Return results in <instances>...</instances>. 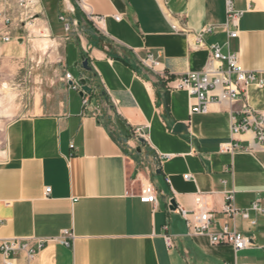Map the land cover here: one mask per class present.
<instances>
[{
  "label": "crops",
  "instance_id": "crops-1",
  "mask_svg": "<svg viewBox=\"0 0 264 264\" xmlns=\"http://www.w3.org/2000/svg\"><path fill=\"white\" fill-rule=\"evenodd\" d=\"M226 1L87 0L100 21L76 0L36 1L39 33L62 42L65 71L88 78L91 91L84 105L65 83L55 110L38 97L33 112L0 127V239L42 241L31 264H264V214L232 220L221 211L226 191L239 209L257 197L264 205V144L252 126L232 133L244 119L240 100L191 112L189 92L171 88L176 77L205 69L217 46L255 73L245 103L264 111V0H231L241 12L234 23ZM52 8L54 19L46 15ZM0 29L20 38L15 26ZM17 47L5 42L0 53ZM147 54L153 69L142 63ZM176 122L184 132L172 131ZM147 183L155 204L138 196ZM197 194L213 211L212 231L227 223L251 244L236 251L191 234L179 210H192ZM15 264H27L24 254Z\"/></svg>",
  "mask_w": 264,
  "mask_h": 264
},
{
  "label": "built area",
  "instance_id": "built-area-1",
  "mask_svg": "<svg viewBox=\"0 0 264 264\" xmlns=\"http://www.w3.org/2000/svg\"><path fill=\"white\" fill-rule=\"evenodd\" d=\"M37 0H0V19L4 27L15 26L27 32V36L31 35L29 29L35 26V19L38 16L36 10ZM79 7H81L87 16L92 20H101L100 16H92V13L85 9L87 0H76ZM228 15L234 23L240 11L232 10L231 0L226 1ZM62 20L64 16H59ZM118 19V17H116ZM69 28V23H66L65 29ZM236 32L230 33V37H235ZM3 42H10L13 40L12 36L5 32L2 36ZM211 63L201 71L186 72L181 76L172 80L171 88L186 89L193 101L191 103V112L206 111L207 102L212 100H227L230 102L240 100L242 105L240 111L244 115L242 122H234L232 124V133H237L239 130H246L252 126V132L258 143L264 144V111H255L245 103L246 86L256 81L254 72L245 71L234 53L224 54L219 47L212 46ZM144 63L149 68L153 69L155 60L151 54H147L143 59ZM66 83L71 89L81 91V84L72 78L71 74L67 72L64 75ZM8 83V82H7ZM4 86V82L0 87ZM82 104H86L88 96L85 91L82 92ZM232 145H223L222 150L231 149ZM187 179V174L183 176ZM50 187H46L45 193L50 192ZM140 201L143 203L155 204L157 201L156 193L153 185L147 183L144 185L139 193ZM263 197H257L250 204L248 208H237L234 205V195L232 191H226L224 194V204L222 212L228 218L234 220L239 215L245 219H249V211L264 214V205L261 203ZM179 212L184 216L186 225L191 234H207L210 242L218 244H231L234 249L242 250L251 244L249 239L242 233L235 229H230L227 223L223 224L220 231H212V217L213 211L208 207L206 197L202 194L195 195L194 207L192 210L186 211L180 208ZM251 225L255 224L254 220H249ZM165 228V226H164ZM65 235H70L67 231ZM164 241L167 246H173L172 237L165 233ZM42 248V241L38 240L36 246L32 247L26 240L12 237L11 239H0V250L3 259L0 264H15L18 256L24 254L27 264L34 259L38 251Z\"/></svg>",
  "mask_w": 264,
  "mask_h": 264
},
{
  "label": "rangeland",
  "instance_id": "rangeland-1",
  "mask_svg": "<svg viewBox=\"0 0 264 264\" xmlns=\"http://www.w3.org/2000/svg\"><path fill=\"white\" fill-rule=\"evenodd\" d=\"M46 15L54 19L56 11L48 9ZM21 30L22 43L18 44L17 39L11 41L18 46L15 52L0 53V85L6 83L5 88L0 87V127L12 118L33 112L35 98L39 97L44 108L53 111L65 94L64 75L68 71L63 63L62 42L53 38L46 40L38 24L29 29V36ZM3 44L0 35V45ZM68 67L75 74V63L71 59H68Z\"/></svg>",
  "mask_w": 264,
  "mask_h": 264
},
{
  "label": "water",
  "instance_id": "water-1",
  "mask_svg": "<svg viewBox=\"0 0 264 264\" xmlns=\"http://www.w3.org/2000/svg\"><path fill=\"white\" fill-rule=\"evenodd\" d=\"M23 38L20 37L17 39V43L20 44L22 43ZM82 66L84 69L89 70L90 67L88 66V62L86 59L82 60ZM89 79L86 77H83L82 79L79 80V83L81 84V91H79L78 93L80 94V96L83 95V91H85V93H90L91 91V87L88 85ZM173 132H184L185 131V125L181 122H176L175 126L172 129ZM170 209H175L176 205H175V201L171 200L170 201Z\"/></svg>",
  "mask_w": 264,
  "mask_h": 264
},
{
  "label": "bare ground",
  "instance_id": "bare-ground-1",
  "mask_svg": "<svg viewBox=\"0 0 264 264\" xmlns=\"http://www.w3.org/2000/svg\"><path fill=\"white\" fill-rule=\"evenodd\" d=\"M5 87H6V83H4V86H3L2 88H5ZM2 88H1V89H2Z\"/></svg>",
  "mask_w": 264,
  "mask_h": 264
}]
</instances>
